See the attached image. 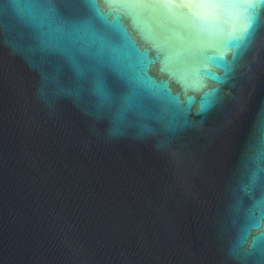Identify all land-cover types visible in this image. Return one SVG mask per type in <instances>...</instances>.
I'll return each mask as SVG.
<instances>
[{"label":"water","instance_id":"obj_1","mask_svg":"<svg viewBox=\"0 0 264 264\" xmlns=\"http://www.w3.org/2000/svg\"><path fill=\"white\" fill-rule=\"evenodd\" d=\"M4 2L0 264H236L264 221L246 186L264 167V6L237 56L248 0H39L24 26ZM103 61L134 81L120 111L83 87Z\"/></svg>","mask_w":264,"mask_h":264},{"label":"clouds","instance_id":"obj_2","mask_svg":"<svg viewBox=\"0 0 264 264\" xmlns=\"http://www.w3.org/2000/svg\"><path fill=\"white\" fill-rule=\"evenodd\" d=\"M262 6H264V0H251L248 4V27L243 30L237 43L235 50L237 56L249 41L259 17V9ZM42 7L43 5L39 0H5L2 10L6 17H10L24 26ZM82 84L84 88L107 100L109 107L116 111L121 110L123 101L135 87L131 74L117 70L106 61L90 64L82 76ZM211 102L212 98L210 97L209 104ZM123 130L124 125L118 117L110 125L109 135L113 137L121 135ZM141 131H146V129H141ZM246 186L253 192L264 187V167L253 165L249 169ZM256 203L264 206V197L259 198ZM254 232L255 235L252 239L245 241L243 244H233L231 246L230 255L236 261V264H264V221L256 224Z\"/></svg>","mask_w":264,"mask_h":264},{"label":"snow or ice","instance_id":"obj_3","mask_svg":"<svg viewBox=\"0 0 264 264\" xmlns=\"http://www.w3.org/2000/svg\"><path fill=\"white\" fill-rule=\"evenodd\" d=\"M91 2V0H90ZM251 0H248V3H250ZM191 7L194 9H207L214 7L213 0H193L191 3ZM195 14L199 15V12H196ZM248 27V22L245 23L243 30H246Z\"/></svg>","mask_w":264,"mask_h":264}]
</instances>
